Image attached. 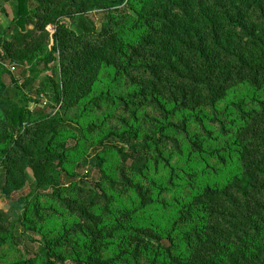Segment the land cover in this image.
I'll return each mask as SVG.
<instances>
[{
  "label": "trees",
  "instance_id": "16d2710c",
  "mask_svg": "<svg viewBox=\"0 0 264 264\" xmlns=\"http://www.w3.org/2000/svg\"><path fill=\"white\" fill-rule=\"evenodd\" d=\"M11 11L0 188L29 169L57 209L0 211V251L20 255L7 264H264V0H13ZM5 64L49 71L35 92L50 86L72 123L36 112ZM63 217L56 238L20 247L18 226Z\"/></svg>",
  "mask_w": 264,
  "mask_h": 264
},
{
  "label": "rangeland",
  "instance_id": "374dc122",
  "mask_svg": "<svg viewBox=\"0 0 264 264\" xmlns=\"http://www.w3.org/2000/svg\"><path fill=\"white\" fill-rule=\"evenodd\" d=\"M12 3L13 0H0V10H4L5 12L3 13L0 11V32L5 29L11 21ZM88 17L92 19L96 25L98 24V21L101 20V18L99 17L96 18L95 13L89 14ZM49 32L53 33V29L49 28ZM4 68L7 71V74L4 75L5 83L9 85L10 81L13 79L17 83L18 87H22V85L25 84V86L22 87V91L24 94H26V96L37 103L35 106H32L33 109L36 110V112L41 114H50L51 117L61 115L63 116L64 122L70 124L72 123L74 111H64L62 101H60L59 103L54 102L53 93L50 91V86L45 85L44 89L41 90V92L38 94H36L35 92L41 85L44 84L45 79H52L49 71L44 70L40 72L35 79H31L28 72L24 71L22 68L16 65L5 64ZM216 145L221 146V144L219 143H216ZM198 168L201 172L203 171L202 166H198ZM234 169L235 167L233 168V166H230L220 169V171L217 172L216 176L210 175L213 184H215L216 186H221L224 183V180L232 175ZM79 174L81 173L79 172ZM12 179L13 183H9L4 193H2V190L0 188V211L8 212L12 208L15 209L16 207L21 206L24 200L36 203L38 202V204H40L42 208H52L54 210L57 209L54 205H52L51 203H47L46 200L41 197L40 194L42 190L38 191V189H35L36 187L33 182L32 172L29 169L21 170L20 173L13 176ZM5 182L6 178L3 176V170L0 168V185L5 184ZM71 224L72 221L65 217L53 218L48 222V225L45 226L44 229L39 232H32V234L24 233L25 230L23 229V227L18 226V232L19 234L21 233L22 236V239L20 240V247L23 248L24 245L28 246V243L25 240L26 237L32 238L36 244L39 242H43L47 237L49 239H54L57 237V234L59 230H61V227H70ZM19 258V253L12 251L8 247H4L0 251V264H7L14 260H18ZM138 264L144 263L143 261H140Z\"/></svg>",
  "mask_w": 264,
  "mask_h": 264
},
{
  "label": "built area",
  "instance_id": "2783aa9c",
  "mask_svg": "<svg viewBox=\"0 0 264 264\" xmlns=\"http://www.w3.org/2000/svg\"><path fill=\"white\" fill-rule=\"evenodd\" d=\"M11 70H13V69H11ZM43 104H45V103H43Z\"/></svg>",
  "mask_w": 264,
  "mask_h": 264
}]
</instances>
